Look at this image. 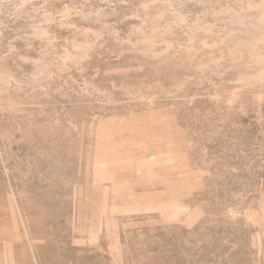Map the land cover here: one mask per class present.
<instances>
[{
  "label": "rangeland",
  "instance_id": "1",
  "mask_svg": "<svg viewBox=\"0 0 264 264\" xmlns=\"http://www.w3.org/2000/svg\"><path fill=\"white\" fill-rule=\"evenodd\" d=\"M0 264H264V0H0Z\"/></svg>",
  "mask_w": 264,
  "mask_h": 264
}]
</instances>
